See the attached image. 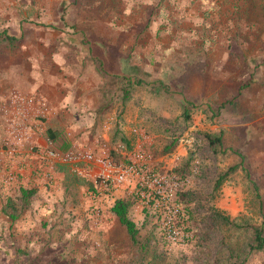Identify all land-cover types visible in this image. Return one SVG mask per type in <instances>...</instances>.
Wrapping results in <instances>:
<instances>
[{"label": "rangeland", "instance_id": "374dc122", "mask_svg": "<svg viewBox=\"0 0 264 264\" xmlns=\"http://www.w3.org/2000/svg\"><path fill=\"white\" fill-rule=\"evenodd\" d=\"M4 29L21 44L0 45V97L47 99L40 147H56L52 127L73 145L100 139L117 159L120 144L140 142L176 173L197 160L199 171L182 195L194 238L166 243L136 204L135 244L112 213L91 222L94 181L55 164L18 225L8 229L0 206V264H264V249L252 250L255 229L264 234V0H0ZM124 74L143 79L127 99ZM0 132L1 205L29 184L31 166L2 153L1 111ZM14 168L23 174L9 180Z\"/></svg>", "mask_w": 264, "mask_h": 264}, {"label": "built area", "instance_id": "2783aa9c", "mask_svg": "<svg viewBox=\"0 0 264 264\" xmlns=\"http://www.w3.org/2000/svg\"><path fill=\"white\" fill-rule=\"evenodd\" d=\"M0 111L7 133L2 153L9 155L14 164L31 166L26 186L50 184L53 172L49 168L55 164L69 165L78 175L94 181L85 201L87 216L95 225L100 224L111 213L115 201L129 191L136 196L138 206L154 213L155 223L166 243L186 244L194 238L197 229L182 195L188 191L193 174L199 171L198 160L192 173L179 174L174 168L162 165L163 159H157L140 142L131 150H126L124 144L115 148L123 155L122 159H117L108 144L100 139L89 146L74 144L66 152L40 147L35 133L42 127L50 108L47 99L39 93L11 90L4 95ZM133 131L138 133L137 128ZM140 134L146 136V132ZM14 169L9 173V180L23 174V170Z\"/></svg>", "mask_w": 264, "mask_h": 264}, {"label": "trees", "instance_id": "16d2710c", "mask_svg": "<svg viewBox=\"0 0 264 264\" xmlns=\"http://www.w3.org/2000/svg\"><path fill=\"white\" fill-rule=\"evenodd\" d=\"M21 39L13 34H10L6 29L0 31V45H4L6 47H10L12 49H16L20 46ZM100 64V71L101 73H106L105 70L102 68V62H99ZM122 81L126 84L125 85V99L129 98L131 95V88L135 87L137 85L143 84V79L139 78L137 75L133 76L131 74H124L120 76ZM189 107L186 106V116L189 117ZM46 135L48 139L53 143L55 148L62 150L64 152L69 151L72 146L73 142L71 139L66 138L64 133L61 130L53 129L52 127H48L46 129ZM220 139V138H218ZM212 143L215 142L214 139L211 140ZM174 145L170 146L169 149H171ZM237 166H233L230 169L233 170ZM230 170V171H231ZM227 175H222V179ZM221 182V180H220ZM2 187H4L6 190L9 191V187L2 182ZM38 194V188L32 187V186H26L21 185L18 187V189L15 190V194H10L7 198V201L2 205L1 212L3 215L8 219L7 223H9L8 229L12 225H18L17 222H19L20 218L22 217L23 213L28 210L30 206L33 204V200L35 196ZM136 196L134 194H131L130 197L124 196L118 198L113 206L111 207V213L119 220V222L125 226L127 229L131 241L135 244H139L140 240V228L136 225L135 221L131 217V209L134 205H136ZM149 212V210H148ZM151 215L155 216L153 212H151ZM156 224V223H155ZM158 227V224H156ZM158 230L160 232V229L158 227ZM161 234V233H160ZM161 238L163 241H165L164 237L161 235ZM255 244L252 245V250H262L264 249V234L263 229L257 227L255 229ZM26 247V246H25ZM17 248V252L25 253V249Z\"/></svg>", "mask_w": 264, "mask_h": 264}, {"label": "crops", "instance_id": "0c3cea01", "mask_svg": "<svg viewBox=\"0 0 264 264\" xmlns=\"http://www.w3.org/2000/svg\"><path fill=\"white\" fill-rule=\"evenodd\" d=\"M6 83H8V82H6ZM33 83H34V86H35V87H38V85H41V82H40V81H37V82H34V81H33ZM1 84H2V83H1ZM41 87H42V85H41ZM35 89H39V88H35ZM35 89H34V90H35ZM40 90H41V89H40ZM0 100H2V97H0ZM0 133H1V132H0ZM1 135H2V134H1ZM0 139H1V136H0ZM29 177H31V176H30L29 173H27L26 176H25V180L28 181V180H29ZM1 201H2V200H1ZM1 201H0V203H1ZM2 205H3V204H1L0 206H2Z\"/></svg>", "mask_w": 264, "mask_h": 264}]
</instances>
